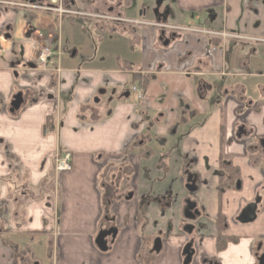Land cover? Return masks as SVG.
Here are the masks:
<instances>
[{"label":"crops","instance_id":"0c3cea01","mask_svg":"<svg viewBox=\"0 0 264 264\" xmlns=\"http://www.w3.org/2000/svg\"><path fill=\"white\" fill-rule=\"evenodd\" d=\"M66 1L76 11L264 39V0ZM31 15L0 14V264H182L188 243L191 264H256L264 244V46L195 34L165 46L168 32L161 38L151 26L65 21L61 72H15L20 48L24 60L34 54L29 30L58 34L55 16L39 17L45 26ZM17 94L22 105L11 116ZM65 153L71 169L56 172L55 157ZM220 157L239 171L222 194ZM257 197L255 220L239 223ZM187 200L195 222L183 217ZM109 229L115 236L101 252L95 239ZM218 237L229 239L221 251Z\"/></svg>","mask_w":264,"mask_h":264},{"label":"flooded vegetation","instance_id":"af4514ba","mask_svg":"<svg viewBox=\"0 0 264 264\" xmlns=\"http://www.w3.org/2000/svg\"><path fill=\"white\" fill-rule=\"evenodd\" d=\"M30 1H32V2H30ZM26 6H30L32 8H28ZM45 8H54V9L60 8L63 11L73 12L75 15L71 16V15H68L65 13L59 15L56 12L44 10ZM17 10L25 11L28 13L39 12V13H42L45 15L55 16L57 18L58 34L57 35H51V34L45 35L44 33H41V32L36 31V30H29L26 33L25 37H26V40L32 44V49L34 51V54L32 55V58L30 60H24L23 56H22L23 52L21 51L22 49L20 48L19 54H18L20 57V60H18V62H16V63L15 62L13 63V68H14L13 70L15 72H16V70H18V69H16V67L17 68L20 67L19 68L20 71L23 69H39L41 71L50 72V73H53L55 75L59 74L61 72L60 67H59V59H60V56H61L62 51H63V46H62V43L60 40V34L63 30V23L65 21H67V22H70V21H97V22L105 23L107 25H109V24H126L130 27H138L139 28V27L151 26L153 28H158L157 25L149 24V23H148L149 25H131L129 22H127L130 20L115 17V16L107 14V13L97 14V13L86 12V11H76V10H73L69 7L66 0H56V3H52V0H48L46 4H42L41 0H24V1L0 0V14H4L8 11H17ZM138 21H141V20H138ZM141 22H143V21H141ZM144 23H147V22H144ZM158 29H161V28H158ZM164 31H166V30L161 29V33H162L161 38H163V36L165 34ZM227 33L241 35L239 33H234V32H227ZM178 35L180 36V34H177L175 32H168V37L166 38V40L170 41L171 39H173L174 37H177ZM241 36H243V35H241ZM243 37H246V36H243ZM247 38H249V37H247ZM8 39H9V36H8ZM250 39H253V41L250 42L252 45L264 46V39L263 38L250 37ZM229 41L234 42L231 40H227V42H229ZM234 43H236L238 45L245 44L244 42L243 43L234 42ZM43 49H47L51 53V55L46 58L44 65L40 60V56L42 54ZM17 95H21V94H17ZM14 97H13V99H14ZM21 99H22V95H21ZM21 105H22V103H21ZM20 108H21V106H20ZM20 108H19V110H20ZM9 110H10V107L8 109V112H9ZM18 111L14 112V113L9 112V114L11 116H13V114H15V113L17 114ZM247 152L249 153V150H247ZM65 154H68L71 158V155L69 153H65ZM64 155H56L55 162H56V160H58L59 158H61ZM257 199H259V202L256 205V212H257L258 205L261 202V198L257 197L253 203H255ZM108 232H109V235L106 238H108V237H110L111 239L114 238L115 231L113 229H109ZM106 243H107V241H106ZM255 251H256V260H257V258H259L261 255H264V244L259 243L257 245V247L255 248ZM182 261H183V256H182ZM256 264H257V261H256Z\"/></svg>","mask_w":264,"mask_h":264},{"label":"water","instance_id":"95a60500","mask_svg":"<svg viewBox=\"0 0 264 264\" xmlns=\"http://www.w3.org/2000/svg\"><path fill=\"white\" fill-rule=\"evenodd\" d=\"M168 44H169V41H165L164 45L167 46ZM21 103H22L21 95L15 96L13 101L10 104L9 112L14 113L18 111L21 106ZM186 189L189 193H194L195 191V181L192 179L191 176L188 177L187 179ZM258 202H259V199H257L255 203L248 205L241 212L237 221L241 224L252 223L256 218L255 213H256V205ZM183 217L185 220L190 221V222H195V220L199 218V212L196 209V204L194 202L190 200L186 201L185 209L183 211ZM192 230H193V226L187 225V227L184 229V232L189 235L191 234ZM108 235H109L108 231L106 232L103 231V232H100L95 239V244L101 252H106L107 250V243L105 239ZM159 248H160V244L158 241L157 244L153 246L152 253H158ZM193 255H194V250L192 249V243H188L182 251V256H183L182 264H191ZM256 261H257V264H264V255H261L259 258H257Z\"/></svg>","mask_w":264,"mask_h":264},{"label":"built area","instance_id":"2783aa9c","mask_svg":"<svg viewBox=\"0 0 264 264\" xmlns=\"http://www.w3.org/2000/svg\"><path fill=\"white\" fill-rule=\"evenodd\" d=\"M52 3H56V0H52ZM28 8H32L30 6H26ZM44 10L47 11H53L57 14H68L71 16H74L75 14L73 12L69 11H63L60 8H45ZM131 25H149L148 23H144L138 20L135 21H127ZM158 28H161L163 30H166L167 32H175L177 34H195V35H201L204 37H207L208 39H217V40H231L234 42H240V43H250L253 41V39L243 37L241 35L231 34V33H216L213 31H209L206 29H185V28H179V27H172V26H166V25H157ZM51 53L47 49L42 50V54L40 56L41 62L45 63L46 58L50 56ZM131 91L136 95V98L138 101H141L143 99V90L141 88L134 87L131 89ZM71 169V158L68 154H65L55 162V170L56 172H68Z\"/></svg>","mask_w":264,"mask_h":264},{"label":"trees","instance_id":"16d2710c","mask_svg":"<svg viewBox=\"0 0 264 264\" xmlns=\"http://www.w3.org/2000/svg\"><path fill=\"white\" fill-rule=\"evenodd\" d=\"M149 77H145L144 81L142 82V87H144L147 83H148ZM15 114H13V116H15ZM45 130H49L51 131V127H50V121L45 124ZM237 133L240 134L243 129L242 127H238L237 125ZM217 176H218V191L219 194H222L225 190L234 188L237 184V182L239 181V171L236 167H233L230 163V161L225 158V157H220L219 159V170L217 172ZM229 239H226L225 237H218L217 239V249L218 250H223L228 242ZM152 258L151 255H146L144 257V260L142 262H147L148 263V259ZM139 264H142L140 261H138ZM209 261H206L205 264H208Z\"/></svg>","mask_w":264,"mask_h":264},{"label":"rangeland","instance_id":"374dc122","mask_svg":"<svg viewBox=\"0 0 264 264\" xmlns=\"http://www.w3.org/2000/svg\"><path fill=\"white\" fill-rule=\"evenodd\" d=\"M20 1H24V0H20ZM30 14V13H29ZM31 14H34V15H31L32 17H33V21L35 22V25H38V24H41V25H43V23L45 24V26H50L49 25V22L50 21H46V22H44V19L43 20H41V18H39V17H42L43 15H45V14H42V13H39V12H31ZM53 27L55 28V23L53 24ZM254 96V98H258L259 97V95H253Z\"/></svg>","mask_w":264,"mask_h":264}]
</instances>
